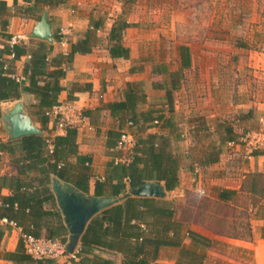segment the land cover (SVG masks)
I'll use <instances>...</instances> for the list:
<instances>
[{
  "label": "crops",
  "instance_id": "obj_1",
  "mask_svg": "<svg viewBox=\"0 0 264 264\" xmlns=\"http://www.w3.org/2000/svg\"><path fill=\"white\" fill-rule=\"evenodd\" d=\"M0 1L6 3V6L0 5V59L12 63L13 72L27 76L24 82H18L21 90L20 97L0 100V177L19 176L26 184L27 188L24 187V189L27 192H35V194L44 196L42 179L45 175L40 167L20 171L22 166H27L33 161L27 159L25 152L21 149L22 140L20 138L23 136L14 139L8 136L2 120L4 103L11 104L21 98L34 123L43 130L42 135L55 137L67 133L65 128L57 126L54 118L49 117L47 122L43 123V111L46 107L41 106L40 97L24 89L30 84L31 70L27 68L31 60L29 55H31V50L36 49L41 42L47 43L51 49L47 54L45 72L38 77L39 84H47L51 87L50 92H55L52 87L57 84L60 90L56 103L74 101L88 114L87 120L82 125L76 126L74 143L77 152L67 156L65 171L67 179L61 177L62 179L76 185L75 181L80 180L82 174L81 167L85 166L88 168V182H84L89 186V191L86 192L96 194L97 180L107 181L108 184L111 182L110 179L114 183L117 182L112 164L115 163L117 156H127V152L119 150L115 144L116 140L109 135L111 130L120 129V120L112 114L111 105L125 99L129 84H133L135 90L145 95V99L137 105L138 112L154 110L157 114L163 113L166 117L171 116L177 132L181 131L182 136L176 140V132L170 131L168 127L164 128L162 121L141 133L135 125H129L127 122L120 129L121 131L128 130L135 139L141 134H165L170 137L174 150L177 146L176 152H179V147L183 142L188 143V138L185 139V137L189 131L192 136L193 150L196 143L194 139L196 132L217 129L220 123L226 121L224 118L227 113H235V120L230 123L240 130L246 127L251 130L245 134H242V131L239 142L226 143L221 155L226 154L224 152H227V147L234 146L237 151L235 154L242 159V167H240L242 179L234 185L221 187L240 189L249 173L264 172V130L261 129V123L264 124L262 120L264 118V88L262 91L258 89L253 92L252 96L251 94L246 96L240 88H237L231 96V103L226 106L224 97L227 94L222 92L224 78L221 68L228 63L229 52L221 50L228 49L223 43L220 44V51L208 48L210 46H205V50L202 51L197 44H192V48L187 44H178L175 57L161 55L159 45L157 50L153 45L152 50H149L142 40V37H149V33L145 31L147 28L140 23L151 9L145 3L146 0H67L52 6L35 5L34 0ZM45 9L49 10V21L52 23L55 34L53 43L28 36ZM237 13H239L237 16L251 18V20L248 22L250 27H247L245 31L240 30L239 22L236 23L237 36L231 48L232 60L237 62L239 56L238 65L248 64L256 69L259 77L264 78V0H254L252 8L239 10ZM119 19L135 24L127 27L121 35L120 42L128 50L127 55L125 52H121L120 55H114L111 52L115 41L111 39L110 33ZM13 38H16L15 42ZM16 43L26 44L29 51L20 58L13 59L12 55L7 54L4 49L7 45L12 46ZM182 45L187 46L190 52V57L185 62L182 57ZM245 50L249 54L246 58L242 57ZM6 70L0 65V75L9 76ZM56 70L63 71L58 78L53 75ZM201 99L205 100L203 104H201ZM211 119H214L215 125L212 124ZM248 134L253 137L245 140ZM255 135L257 138H254ZM216 142L221 143L219 138ZM255 150L258 153H254ZM231 157L232 155L227 154V158L223 157L216 163L207 166L196 165L192 168V177L198 172L227 167L226 161H229ZM53 174L56 173L50 175V182L45 187H50L54 198L46 202L44 206L46 209L60 213L66 234L57 238L66 237L67 239L68 229L51 183ZM181 179L180 170V185L177 188L181 186ZM219 181L223 180L220 178ZM129 187L131 186L127 188ZM174 191L175 189L171 190V195L165 199L173 200L175 204ZM13 192L14 189L9 185L3 186L0 190V205L3 204L2 196H10ZM103 194L112 193L107 189ZM250 210L252 212L250 211L251 216L248 221H250L252 234L247 233L238 237L220 233L211 234L193 222L190 226L189 222L177 216L176 218L184 222L185 226L218 241L215 246L207 249V254L221 243H226L228 246H232L230 243H233L244 252H252L256 264H264V236L262 235L264 220L256 215L257 209L254 205ZM3 218L7 216L0 217V227L4 229V235L0 239V264H7L11 263L7 252L16 250L23 227L19 225L20 228H15L2 221ZM46 219L44 218L43 221ZM185 242L188 243L189 239H185ZM168 250H174L176 253L172 256L166 255ZM96 252L113 258L118 264L123 257L121 252L112 250L98 249ZM177 253L178 248L163 246L160 248L158 261L173 263ZM60 261L63 264V260Z\"/></svg>",
  "mask_w": 264,
  "mask_h": 264
},
{
  "label": "trees",
  "instance_id": "obj_2",
  "mask_svg": "<svg viewBox=\"0 0 264 264\" xmlns=\"http://www.w3.org/2000/svg\"><path fill=\"white\" fill-rule=\"evenodd\" d=\"M67 0H34V4L59 5ZM0 5L6 3L0 1ZM135 25L124 19H119L111 30V39L115 41L111 52L120 55L128 50L121 45L122 32L129 26ZM51 48L47 43L41 42L36 49L31 50V60L27 68L31 70L30 84L24 89L40 97L41 106L46 108L43 111V123H46L49 116L46 109L52 107L57 102L59 86L54 85L50 92L47 84L40 85L38 77L45 72L47 64V54ZM182 57L188 61L190 52L187 46L182 45ZM13 59H18L26 54L29 49L24 43L7 45L4 49ZM2 58V57H1ZM8 64L7 72H13L12 63L0 59L1 68ZM188 63H186L187 65ZM185 65V63H184ZM63 74L62 70H56L53 75L58 78ZM175 85V84H174ZM171 92V91H170ZM21 90L15 79L0 75V100L20 97ZM171 97V96H170ZM145 99L144 93L135 90L133 84L128 85L125 92V99L114 102L111 112L120 120V129L127 122L132 121L138 131L145 132L150 126L162 121L163 127H168L170 131L176 132V140L182 135L177 132L171 116L163 113H155L154 110L138 112L137 105ZM172 109V108H171ZM88 117V114L84 112ZM57 124V123H56ZM66 135L54 137L55 149L49 153L46 147L47 135L29 134L21 137V149L25 152L27 159H31L27 166H22L20 171H26L32 167H40L45 175L42 179L44 183L43 194L29 193L23 179L19 176L0 177V190L3 186L9 185L14 189L10 196H2L3 204L0 205V217L6 215L7 218L15 220L23 227V232L32 233L36 236L55 238L66 234V228L62 222L58 211L45 208V203L54 198L50 187L46 186L50 182L52 173L67 179L66 158L70 153H76L77 147L74 143L76 135L75 126H67ZM111 130L110 137L118 142L121 130ZM208 130V129H206ZM222 130L219 137L221 143L211 142L202 155L194 160L197 165L207 166L220 160V155L224 151L225 144L234 141L239 142L242 136L235 127L227 121L222 122L216 129ZM250 128H244L245 134ZM114 145V144H113ZM170 143V137L165 134L148 133L138 135L130 161L126 163H113V174L117 182L110 184L107 181L97 180L95 186L96 194H103L108 189L112 194H121L128 186H139L144 180H159L163 182L167 190H174L180 185L181 159L179 152H176ZM254 153H258L257 150ZM84 159V158H83ZM63 161L64 166L59 167V162ZM80 180L75 181L76 185L85 191H89L87 183L88 168L81 167ZM85 181V182H84ZM88 182V181H87ZM242 192L256 196L252 205L257 209L256 215L264 220V172L249 173L240 189L231 187H220L218 189V200L224 205L236 203ZM46 194V195H45ZM17 203V206H15ZM44 218H47L43 221ZM33 225V227L31 226ZM45 232L43 233V229ZM238 237L244 234H225ZM247 234V233H246ZM248 234H252L249 230ZM4 235V229L0 227V239ZM264 236V224L262 226ZM189 239V242H185ZM64 240L67 241L66 237ZM218 241L210 238L194 229L184 225V222L176 218V208L173 200L158 197L130 196L124 201L103 210L95 215L89 222L84 232L80 246L77 251L78 259L72 260L75 264H118L111 257H105L96 250H112L123 254L119 264H204L207 258V249L215 246ZM172 246L178 248L175 262H159L160 248ZM11 263L7 264H58L55 259H36L25 250L24 243L20 238L15 251L7 252ZM64 264V263H63Z\"/></svg>",
  "mask_w": 264,
  "mask_h": 264
},
{
  "label": "rangeland",
  "instance_id": "obj_3",
  "mask_svg": "<svg viewBox=\"0 0 264 264\" xmlns=\"http://www.w3.org/2000/svg\"><path fill=\"white\" fill-rule=\"evenodd\" d=\"M145 3L151 9L140 23L149 33V37H142L149 50H152V45L157 50L159 45L161 55L175 57L178 44H187L190 48L192 44H197L202 51L205 46H210L208 48L220 51V44L223 43L228 49L221 50L229 52L228 63L221 68L224 78L222 92L227 94L224 97L226 106L231 103V96L237 88L246 96H252L258 89L262 91L264 78L259 77L254 67L244 63L238 65L239 56L237 62L232 60L231 49L237 36L236 23H240V30L243 31L250 27L248 22L251 18L239 17L237 12L252 8L254 0H146ZM248 56V51L245 50L242 57ZM204 102L205 100L201 99V104ZM234 114L227 113L224 119L228 123L234 122ZM211 121L215 125L214 119ZM261 129L264 130L262 123ZM236 130L241 134L242 130ZM218 131L208 129L196 132L193 150L192 136L187 131L185 139H189L188 143L183 142L179 147L182 179L181 186L174 191L176 216L189 222L190 226L193 222L203 227L211 234H246L249 230L248 218L251 216L252 202L257 197L242 192L236 203L228 206L217 198L221 186L234 185L242 179V159L235 154L237 151L234 146L227 147V152H224L226 154L220 155V159L227 158V154L232 155L231 159L226 161L227 167L198 172L192 177V168L197 165L193 159L200 157L202 152L209 148V142L218 140L222 130ZM220 178L223 181H219ZM230 244L232 246L221 243L208 251L206 264H256L252 252H244L235 244ZM175 253L174 250H168L165 254L172 256Z\"/></svg>",
  "mask_w": 264,
  "mask_h": 264
},
{
  "label": "water",
  "instance_id": "obj_4",
  "mask_svg": "<svg viewBox=\"0 0 264 264\" xmlns=\"http://www.w3.org/2000/svg\"><path fill=\"white\" fill-rule=\"evenodd\" d=\"M54 31L49 21V10L45 9L30 34L31 38H39L50 43L54 42ZM3 126L12 139L29 134H43L30 116L24 101L19 98L11 104H3ZM52 187L68 229L66 242L67 253L78 249L80 239L89 221L99 212L134 195L141 197L166 198L171 195L164 183L159 180H144L139 186H131L121 194H90L75 184L62 179L58 174L51 176Z\"/></svg>",
  "mask_w": 264,
  "mask_h": 264
},
{
  "label": "built area",
  "instance_id": "obj_5",
  "mask_svg": "<svg viewBox=\"0 0 264 264\" xmlns=\"http://www.w3.org/2000/svg\"><path fill=\"white\" fill-rule=\"evenodd\" d=\"M16 38H13V42ZM31 55H29L30 57ZM8 68V64H5L4 69ZM8 75L15 79L17 82H24L27 79L25 74H19L16 72H9ZM46 115L56 120L57 126L60 128H66L67 126H79L86 120L87 116L84 114V110L80 108L74 101H63L54 104L52 107L46 109ZM264 121V118L262 119ZM129 125H133L132 121L128 122ZM251 134L245 136V140L252 138ZM254 138H257L256 135ZM136 139L132 133L123 129L121 131L120 138L117 143V148L127 152V156H117L115 163H126L130 161L132 150L135 146ZM46 147L51 154L54 152L55 143L54 136L48 135L46 137ZM64 166V162H59V167ZM2 221L9 225L20 228L18 223L13 219L3 218ZM21 239L24 243L25 250L28 254L36 259H55L59 264L60 260H63L64 264H75L72 260L78 259V249L71 253H67L66 242L61 238H47L45 236H36L32 233L21 232Z\"/></svg>",
  "mask_w": 264,
  "mask_h": 264
}]
</instances>
